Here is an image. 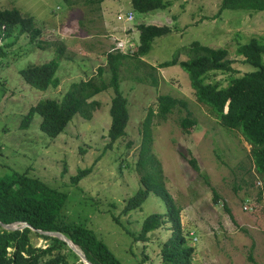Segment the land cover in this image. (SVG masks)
<instances>
[{
  "label": "rangeland",
  "instance_id": "rangeland-1",
  "mask_svg": "<svg viewBox=\"0 0 264 264\" xmlns=\"http://www.w3.org/2000/svg\"><path fill=\"white\" fill-rule=\"evenodd\" d=\"M84 1L70 6L62 0H0V10L15 8L34 19L45 47L39 49L27 35L16 33L5 44L0 42V177L27 172L64 193L63 220L92 230L121 264H161V245L171 234L169 223L153 232L148 242L135 237L147 217L166 215L163 201L150 194L140 208L122 213L127 200L142 187L135 164L151 109V151L161 165L166 189L181 209L183 234L194 249L191 264H264V194L250 146L238 131L222 127L210 109L196 101L187 74L178 65L157 68L158 84L151 87L133 80L148 68L133 70L135 60H125L120 90L127 99L129 121L125 136L109 149L112 89L93 98L99 107L90 121L75 115L56 138L39 130V116L28 128L21 127L30 107L44 99L61 100L72 83L96 79L99 67L107 81V54L117 52L118 41L129 39L133 45L124 53L134 55L136 26L141 23L170 29L154 40L142 58L154 67L175 57L186 60L193 42L226 49L235 73L210 79L225 87L230 78L255 70L237 55V48L251 38L264 42V11L219 12L222 0H163L162 10L140 14L132 10L131 0ZM131 13L133 20L127 22ZM59 44L65 48L56 73L60 85L42 92L25 84L19 71L56 59ZM159 95L185 101L186 106H177L161 119ZM188 113L196 125L185 133L179 123ZM180 154L195 158L198 171ZM89 167L90 174L74 185L71 178ZM33 243L45 246L47 242Z\"/></svg>",
  "mask_w": 264,
  "mask_h": 264
},
{
  "label": "trees",
  "instance_id": "trees-1",
  "mask_svg": "<svg viewBox=\"0 0 264 264\" xmlns=\"http://www.w3.org/2000/svg\"><path fill=\"white\" fill-rule=\"evenodd\" d=\"M70 6L79 0H62ZM85 3L101 4L104 0H85ZM134 12L148 14L164 8L163 0H131ZM223 10L264 11V0H222L219 12ZM138 45L134 55L119 52L108 53L106 66L109 78L106 81L102 75L104 69L99 67L98 77L72 83L61 100L44 99L30 107L22 118L21 127L28 128L35 116L41 118L39 130L50 138L62 134L75 115L90 121L99 103L93 98L107 89H112L110 101V126L107 132L109 143L107 148L126 134L129 121L128 103L120 90V68L127 64V59H133L136 65L133 70L140 68L144 71L141 76H133L138 84L157 87V68L163 69L178 65L188 77L194 96L199 104L210 109L222 127L238 131L244 141L250 146V155L254 168L262 182L264 194V42L259 39L251 40L237 48V55L243 58L245 64L255 70L239 77H232L227 86L223 87L210 79L217 74L231 75L235 73L228 51L223 48H212L193 42L186 51L187 59L162 62L154 67L142 61L151 50L155 39L170 33L166 26L139 24ZM16 35H27L29 42L37 48L45 50L43 42L38 38L41 31L35 28L34 19L13 8L0 10V42H5ZM49 45V43H46ZM65 48L59 44L56 49V59L39 65H30L19 71L25 84L38 90L55 89L60 85L56 76L59 60L62 59ZM2 54V51L0 52ZM185 107V101L175 99L170 95L157 97V116L165 119L177 107ZM153 115L149 110L143 124V138L135 164L140 175L141 188L129 198L122 210L127 214L141 207L146 198L153 194L159 197L166 206V215L152 214L141 224L135 241L148 242L150 235L169 223V238L161 245V264H191L194 249L185 239L181 224V209L178 208L164 184L162 168L152 154V137L150 122ZM180 127L185 133L196 125L195 119L188 113L180 119ZM190 155V153H188ZM180 156L189 166L198 171L197 161L185 155ZM92 167L78 170L71 178L77 185L79 181L90 174ZM215 203L218 196L213 190ZM67 196L27 172H11L0 177V224H16L17 229L6 230L0 225V264H82L79 257L56 237L45 236L37 231L56 232L62 234L75 245L90 264H121L108 247L96 234L82 226L66 223L61 210ZM226 212L232 218L227 207ZM165 217V218H164ZM118 222L117 218H114ZM26 224L25 227L20 226ZM46 241L45 246H36L33 240ZM249 261L253 262L251 256Z\"/></svg>",
  "mask_w": 264,
  "mask_h": 264
},
{
  "label": "water",
  "instance_id": "water-1",
  "mask_svg": "<svg viewBox=\"0 0 264 264\" xmlns=\"http://www.w3.org/2000/svg\"><path fill=\"white\" fill-rule=\"evenodd\" d=\"M4 229H6V230H15V229H17V227H16V224H12V225H4V224H0ZM26 226V224H22L21 226H20V228L19 229H21L22 227H25ZM39 234H41V235H45V236H51V237H56V238H58V239H61L62 241H64L66 244H67V246L78 256V257H80V261L83 263V262H85V263H87V264H90L87 260H86V258L84 257V255L81 253V251L75 246V245H73L72 244V242L69 240V239H67V238H65L62 234H60V233H56V232H44V231H37Z\"/></svg>",
  "mask_w": 264,
  "mask_h": 264
},
{
  "label": "built area",
  "instance_id": "built-area-1",
  "mask_svg": "<svg viewBox=\"0 0 264 264\" xmlns=\"http://www.w3.org/2000/svg\"><path fill=\"white\" fill-rule=\"evenodd\" d=\"M132 20H133V16L131 13L127 18V22H130ZM131 45H133V44L131 43V41L129 39L118 41L115 44L114 50L117 52H120V53H124L125 51H129L131 49V47H130Z\"/></svg>",
  "mask_w": 264,
  "mask_h": 264
},
{
  "label": "clouds",
  "instance_id": "clouds-1",
  "mask_svg": "<svg viewBox=\"0 0 264 264\" xmlns=\"http://www.w3.org/2000/svg\"><path fill=\"white\" fill-rule=\"evenodd\" d=\"M131 22V21H130ZM120 53V52H119ZM122 54H129V53H122ZM17 227V226H16Z\"/></svg>",
  "mask_w": 264,
  "mask_h": 264
},
{
  "label": "bare ground",
  "instance_id": "bare-ground-1",
  "mask_svg": "<svg viewBox=\"0 0 264 264\" xmlns=\"http://www.w3.org/2000/svg\"><path fill=\"white\" fill-rule=\"evenodd\" d=\"M84 264H87V263L84 262Z\"/></svg>",
  "mask_w": 264,
  "mask_h": 264
},
{
  "label": "crops",
  "instance_id": "crops-1",
  "mask_svg": "<svg viewBox=\"0 0 264 264\" xmlns=\"http://www.w3.org/2000/svg\"><path fill=\"white\" fill-rule=\"evenodd\" d=\"M146 25H150V24H146Z\"/></svg>",
  "mask_w": 264,
  "mask_h": 264
}]
</instances>
